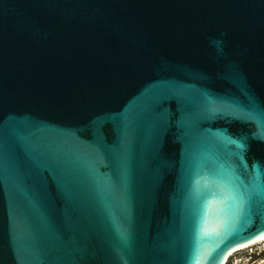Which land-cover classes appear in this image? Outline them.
<instances>
[{
	"label": "water",
	"instance_id": "obj_1",
	"mask_svg": "<svg viewBox=\"0 0 264 264\" xmlns=\"http://www.w3.org/2000/svg\"><path fill=\"white\" fill-rule=\"evenodd\" d=\"M257 171L264 0H0V264H225Z\"/></svg>",
	"mask_w": 264,
	"mask_h": 264
},
{
	"label": "snow or ice",
	"instance_id": "obj_2",
	"mask_svg": "<svg viewBox=\"0 0 264 264\" xmlns=\"http://www.w3.org/2000/svg\"><path fill=\"white\" fill-rule=\"evenodd\" d=\"M164 91L177 96L181 95V90L178 88L169 87L164 89ZM208 103L209 105H213L214 101L209 100ZM248 116L252 118L251 113H249ZM37 147L39 148L40 146L38 145ZM238 147L243 148L244 146L238 145ZM65 155L69 160H72L73 163L76 162L70 152H66ZM236 179L237 178L227 172H222L211 178V182L215 183L218 188V191L212 194L219 197L221 211L225 213V215H236L237 213L243 212L254 198L260 202H264V183L259 181L258 171L254 182L250 185L237 183Z\"/></svg>",
	"mask_w": 264,
	"mask_h": 264
},
{
	"label": "rangeland",
	"instance_id": "obj_3",
	"mask_svg": "<svg viewBox=\"0 0 264 264\" xmlns=\"http://www.w3.org/2000/svg\"><path fill=\"white\" fill-rule=\"evenodd\" d=\"M264 251V239L256 243L236 249L231 252L226 263L227 264H264V258L257 256Z\"/></svg>",
	"mask_w": 264,
	"mask_h": 264
},
{
	"label": "bare ground",
	"instance_id": "obj_4",
	"mask_svg": "<svg viewBox=\"0 0 264 264\" xmlns=\"http://www.w3.org/2000/svg\"><path fill=\"white\" fill-rule=\"evenodd\" d=\"M264 239V235H262L261 237H259L258 239H256L255 241H253L252 243H249V244H247V245H245V246H242V247H246V246H248V245H251V244H253V243H256V242H258V241H260V240H263ZM242 247H240V248H242ZM239 249V248H238ZM233 252V251H232Z\"/></svg>",
	"mask_w": 264,
	"mask_h": 264
},
{
	"label": "trees",
	"instance_id": "obj_5",
	"mask_svg": "<svg viewBox=\"0 0 264 264\" xmlns=\"http://www.w3.org/2000/svg\"><path fill=\"white\" fill-rule=\"evenodd\" d=\"M260 259V258H264V251L262 252V253H260L258 256H257V258H255V260H257V259ZM225 264H227V263H225Z\"/></svg>",
	"mask_w": 264,
	"mask_h": 264
}]
</instances>
